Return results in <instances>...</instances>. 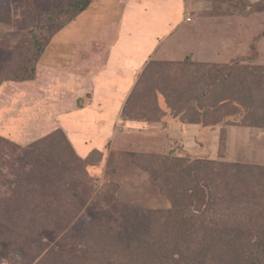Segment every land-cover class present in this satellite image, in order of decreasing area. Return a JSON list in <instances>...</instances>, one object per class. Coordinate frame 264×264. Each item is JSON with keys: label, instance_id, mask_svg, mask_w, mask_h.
Returning a JSON list of instances; mask_svg holds the SVG:
<instances>
[{"label": "rangeland", "instance_id": "rangeland-1", "mask_svg": "<svg viewBox=\"0 0 264 264\" xmlns=\"http://www.w3.org/2000/svg\"><path fill=\"white\" fill-rule=\"evenodd\" d=\"M177 2L94 0L90 10L48 43L34 81L1 82L0 200L13 195L19 179L28 183L29 177L23 171V150L58 129L74 154L82 159L94 150L100 154L92 156L88 173L74 175L73 184L85 182V186H74L66 194L79 191L84 202L78 207L80 212L69 217L70 222L62 229L45 231L25 224L13 225L11 212H3L7 202H0V264H82L87 257H112L113 253L105 250L108 247L103 244L106 234L112 236L113 242L119 239V243L125 237L133 238L141 226L138 211L171 208L157 173L162 165L175 162L176 158L264 167V128L243 126V113L205 126L206 123L191 124L170 113L166 115L161 96L163 112L150 121L125 115L128 97L114 104L102 97V102L97 103L95 79L112 75L113 61L124 51L130 55L136 49L137 53L124 59L127 74L132 75L153 62L237 63L251 71L264 67V0H182V5ZM66 5L63 0H0V80L25 68L36 56L31 33L40 26L39 11L58 12ZM128 18L134 25L135 18L139 19V24L130 26ZM163 20L168 21L171 34L160 33L153 55L146 57L148 50L145 53L137 49L143 46L141 39L147 43L150 39L141 38L136 29H152ZM41 36L38 34L39 39ZM40 42L46 43L45 38ZM136 42L137 48L127 50ZM167 75H177L182 82L187 79V75L170 69L163 73ZM249 76L252 79V74ZM91 81L94 87L90 86ZM110 82L113 84L112 78ZM156 94L155 91L153 95ZM173 120L198 127H189L183 137L176 138L169 133V122ZM133 122L136 128L131 127ZM59 149L70 152L66 147ZM44 160L50 165L54 161L51 156ZM34 187L38 198L43 199L46 192ZM28 189L22 188L19 193ZM89 221L96 222L94 236L84 234ZM130 245L133 247V243Z\"/></svg>", "mask_w": 264, "mask_h": 264}, {"label": "trees", "instance_id": "trees-1", "mask_svg": "<svg viewBox=\"0 0 264 264\" xmlns=\"http://www.w3.org/2000/svg\"><path fill=\"white\" fill-rule=\"evenodd\" d=\"M64 1L67 5L58 12L39 11L40 26L31 33L36 56L25 68L2 78L0 85L2 81H34L48 43L90 10L94 0ZM43 38L46 43H39ZM169 69L187 75V79L182 82L177 75L163 76ZM249 69L237 63L193 64L189 60L181 64L149 63L128 96L125 115L147 121L157 118L163 112L161 96L166 115L170 113L183 122L209 126L208 122L243 113V126L264 128V67ZM61 146L70 152H59ZM23 151L28 183L19 179L13 195L0 200L7 202L3 212H11L13 225L25 224L45 231L62 229L70 222L69 217L80 212L78 207L84 202L79 191L66 194L74 186H85V182L73 184L74 175L88 173L92 156L100 153L94 150L82 159L74 154L59 129ZM50 156L53 164H45L44 159ZM174 161L162 165L157 173L171 208L138 211L141 226L133 238L125 237L119 243V239L113 242L112 236L106 234L103 244L113 256L104 255L100 260L87 257L82 264H264V167L211 160L190 162L184 158ZM34 186L46 192L43 199L38 198ZM26 187L29 189L20 194ZM89 223L84 234L94 236L96 222Z\"/></svg>", "mask_w": 264, "mask_h": 264}, {"label": "crops", "instance_id": "crops-1", "mask_svg": "<svg viewBox=\"0 0 264 264\" xmlns=\"http://www.w3.org/2000/svg\"><path fill=\"white\" fill-rule=\"evenodd\" d=\"M181 1L182 0H178L177 3H179L180 5H182L181 4L182 3ZM179 4H177V5H179ZM174 16H176V15L174 14ZM128 20L130 21V24H129L130 26H133L134 27L137 24H139V22H138L139 19H136L135 18V21H136L135 22V25L132 23V20L131 19L128 18ZM167 22L168 21H166V20H163L160 23L158 22V26H155L154 25V27L152 29H150L149 26L144 27V28L141 27L139 29H136V31L139 34H141V38H144L145 39V37H148V39H150L149 42L147 43V42H144L140 38V36H139L138 38L141 39V43L140 44L143 45V46H141V49L140 50L139 49H137V50L138 51H144L145 53H147L149 51L150 53L146 57H148L150 55H153V50L155 49L154 47L157 44L156 42H158L157 39L160 37V33H162L161 35H163L164 32L166 33V35H170L171 34V32H170L171 31V28L168 26L169 24ZM127 24H128V21H127ZM143 32H144V34H143ZM135 38H136V36H135ZM136 44H137V42L134 45H132V44L129 45L131 47L130 48H127V50L128 49L131 50L132 47L137 48V45ZM144 46H145L146 49H144ZM134 51H136V49ZM134 51H132L130 55H125V53H124L125 51L123 53L117 54V55H119L116 58L117 61H113L114 64H115V69L112 70V71H114V73L111 72L112 75H104L103 74L102 80H100L101 77H99V80L97 78L95 79V80H97V87H96V93L97 94H94V95L98 97L97 98L98 99L97 100V103L98 104L100 103L99 101L102 102V97H103L104 101H106L108 99L109 100L111 99L112 104H114V103H117V102H121L122 103L130 95V93H131L132 89L134 88V86L136 84V81H137L140 73H142L143 67H144L143 66L142 68H140L139 71H137L133 75L130 74V73L127 74L128 73V70H126V68H125L126 66H125V63L124 62H125V60H127L128 57L130 58L133 53H137V52H134ZM125 56H127V58ZM172 58H174V57L172 56ZM120 67H122V68L120 69ZM124 68H125V70H122ZM124 73H126V75ZM114 75H115V77H114ZM111 78L113 79V84H111V82H110ZM120 79L123 80V82H120L121 81ZM93 81H94V79H93ZM93 81H91V85L90 86H93L94 87L95 85H94ZM104 81H108V83H106ZM76 82H77V80H76ZM87 87H89V86H87ZM109 88H111V89H109ZM192 126L193 127L194 126L195 127H198V125H185L184 123H182L180 121L173 120V121H170L169 122V133L172 136H174V137H176V136L179 137L178 135H180V136L183 137L185 135V131L187 130V128L192 127ZM131 127L132 128H136L135 122H133V125Z\"/></svg>", "mask_w": 264, "mask_h": 264}]
</instances>
